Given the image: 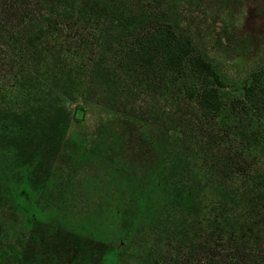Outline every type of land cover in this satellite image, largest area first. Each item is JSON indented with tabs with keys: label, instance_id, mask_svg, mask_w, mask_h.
<instances>
[{
	"label": "rangeland",
	"instance_id": "374dc122",
	"mask_svg": "<svg viewBox=\"0 0 264 264\" xmlns=\"http://www.w3.org/2000/svg\"><path fill=\"white\" fill-rule=\"evenodd\" d=\"M35 1L28 29L0 23V264L264 246V128L199 119L184 80L121 60L168 25L237 90L264 75V0Z\"/></svg>",
	"mask_w": 264,
	"mask_h": 264
},
{
	"label": "trees",
	"instance_id": "16d2710c",
	"mask_svg": "<svg viewBox=\"0 0 264 264\" xmlns=\"http://www.w3.org/2000/svg\"><path fill=\"white\" fill-rule=\"evenodd\" d=\"M41 10L42 6L35 0H0V23L10 25L15 21L17 26L26 30L30 24L40 21ZM81 32L85 34V30ZM131 33L134 36L121 59L128 69L161 74L170 84L184 80L182 94L192 104L199 119H217L226 115L228 109L255 131L264 128L262 71L253 72L248 82L232 90L216 67L205 57L195 54L191 44L180 38L170 26ZM72 108L73 120L82 121L84 106L77 104ZM205 252L197 257L195 249L187 248L169 252L150 264H264V246L245 249L235 247L231 240H217L214 251L208 249Z\"/></svg>",
	"mask_w": 264,
	"mask_h": 264
}]
</instances>
